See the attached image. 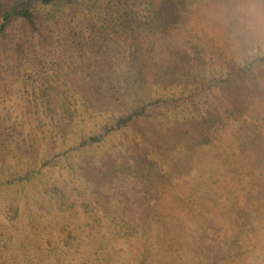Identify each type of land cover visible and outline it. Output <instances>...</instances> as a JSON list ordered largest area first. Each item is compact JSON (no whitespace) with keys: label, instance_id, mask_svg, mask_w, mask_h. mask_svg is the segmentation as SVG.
Instances as JSON below:
<instances>
[{"label":"trees","instance_id":"trees-1","mask_svg":"<svg viewBox=\"0 0 264 264\" xmlns=\"http://www.w3.org/2000/svg\"><path fill=\"white\" fill-rule=\"evenodd\" d=\"M107 1L0 0V44L7 48L6 53L15 60L16 53L24 48L23 41L31 42L27 44L29 61L20 63L16 69L19 73L5 81L0 77V85L4 86L1 93L10 95L11 103L17 104L11 108L0 104V151L7 148L6 142L15 152L14 155L8 152L0 154V233H3L0 237L3 244H0V264H73L74 259L82 260L87 247L91 246L89 235L84 237L83 227L68 223L58 225L53 219L52 224L45 228L48 235L46 243L52 247L46 262L45 257L38 253L43 246L32 235L35 234L34 229L22 227L27 209L32 211L31 199L33 192H38L39 183L50 173L56 175L58 172L65 180L67 171L71 169L59 162L62 154L67 152L66 147L50 153L46 149L47 136L52 135L55 142H78L72 150L86 152L129 129L137 121L153 118L164 105V98L160 95L163 89L170 85L185 87V84L194 83L187 79L190 64H183V60H192L196 54L181 51L191 36L193 40L194 28L205 25L212 14L228 13L231 8L228 16L242 3L248 6L244 0ZM75 11H79V18H71ZM242 17L238 16L233 23H243ZM246 22L248 19L245 18ZM224 23L227 24L226 21ZM24 27L30 33L25 29L19 32ZM75 28L80 31H75ZM186 32H189L188 37ZM201 41L191 45L194 53L207 51ZM32 44L37 46L35 57L31 55L32 47L29 45ZM72 49L75 50L73 54L69 52ZM74 53L87 59L83 87L74 86L79 80L71 74L73 67H64L66 59L68 62L74 59ZM44 63L50 73L40 68ZM256 63H250L241 75L251 76L255 70L264 68V57ZM231 76L225 81H215L210 87L212 91H227L232 98L231 106L223 101L221 106L210 102L201 119L183 122L177 118L178 127H174V132L178 138L187 141L192 151L214 144L217 136L219 141H223L220 136L227 130L225 120L234 117L242 124L240 129L245 134L237 136L238 149H235L239 160L244 161L237 170L242 172L248 167L243 155L255 147L262 152V134L255 126L248 129L251 124H248L246 115L251 114L250 109L256 101L264 99V84L255 75L246 85L239 86L230 79ZM196 79L197 76H193V80ZM120 88L125 89L124 96L113 97L114 101L107 97L105 89L113 92ZM141 88L154 89L158 95H151L146 101L131 102L137 104H131L127 99L123 102V98L136 94ZM110 103L117 107L121 104L120 107L125 106L127 110L117 114L116 109L106 106ZM76 130L80 131L76 134L78 140L73 138ZM133 149L127 148L118 157L92 166L94 173L93 177L90 176L98 188H111L117 190L118 195L123 194L122 198L126 200L120 201L118 210L127 224H131L129 219L135 205L141 207L142 201L154 197L168 185L161 163L139 145ZM10 162L13 163L11 166ZM61 179L54 181L48 177L44 187L45 195L51 201L58 199L63 207L67 196L66 183ZM258 179L264 185V171L258 174ZM126 187L135 194L133 203L128 198ZM253 195L249 192L250 203L241 204L236 213L239 219L234 221L240 230L232 245L236 246L244 239V229L250 228L252 235L247 236V241L239 247L251 248L256 262L261 248H264V232L259 233L264 231V213L253 206L251 198L262 199L264 203V188L258 196ZM89 218L90 213L86 210L80 219ZM4 234L10 237L4 239ZM88 258L91 259V255Z\"/></svg>","mask_w":264,"mask_h":264},{"label":"rangeland","instance_id":"rangeland-1","mask_svg":"<svg viewBox=\"0 0 264 264\" xmlns=\"http://www.w3.org/2000/svg\"><path fill=\"white\" fill-rule=\"evenodd\" d=\"M107 2L111 3L112 0ZM244 2L248 6L242 3L228 16L231 8L228 13L223 11L217 16L212 14L205 22H212L210 25L202 24V27L194 28L196 31L191 34L194 36L193 40L191 36L190 42L181 47L183 53L196 54L192 60H183V64H190L187 68V79L194 83L185 84V87L181 84L170 85L166 90L163 89L160 95L164 98V105L153 118L137 121L129 129L86 152L72 150L78 142H55L56 139L52 135L47 136L46 149L51 151L50 153L66 147L67 152L62 154L59 162L68 166L67 168L70 166L71 169L67 171L68 178L65 180L61 179V172L48 175L54 178V181H65L66 204L62 207L58 199L51 201L50 197L45 195L46 177L39 183L38 192H33L32 211L28 208L22 219V227L26 230L34 229L35 234L32 235L42 243L43 247H40L38 253L45 257V262L49 259L48 251L51 252L52 248L46 243L48 235L45 228L51 225L54 219L58 225L68 223L81 226L85 230L84 237L89 235L91 246L87 247L88 251L82 255V260L74 259L73 264H84L85 261L88 264H264V248H261L258 254V261L254 262L256 257L253 250L239 247L244 245L250 234L252 235L250 228L244 229V239L236 246L232 245L236 233L240 230L235 222L239 219L237 211L240 210L241 204L250 203L249 192L255 197L264 188L258 179V174L264 171V99H255L256 103L250 109L251 114L246 115L248 124H251L250 128H247L252 130L255 126L262 134V152L255 147L252 152L243 155L248 167L254 169L247 167L246 170L237 172L244 161H240L236 155V140L239 134H245L240 129L242 124L234 120V117L225 120L227 130L219 135L223 141H219L217 136L214 144L192 151L187 141L178 138L174 132V127H178L177 118L183 122L201 119L208 111L210 102L215 106H221V101L232 105V98L227 91L210 90L215 81H225L232 75L230 79L236 85L243 86L250 82L252 76L257 75L264 84V68L255 70L251 76L241 75L242 70L250 63H256L264 57V0ZM76 14H72L71 18L80 17L79 11ZM238 16H244L241 18L244 22L234 24L233 20ZM245 18L248 19L246 23ZM24 29L28 30L24 27L19 32ZM75 31L80 29L75 28ZM188 35L189 32H186L187 37ZM200 39L207 51L197 54L191 50V45ZM23 42L24 48L16 53L15 60L6 53L7 48L0 44L2 81L14 78L15 73H19L16 69L20 63L29 61L27 44L31 42ZM29 46L32 47V57H35L36 44ZM74 51L69 50L72 54ZM73 56L72 61L69 59L68 62L66 59L64 67H73L71 74L79 80V85L74 86L83 87L87 59L78 57L76 53ZM40 68L45 69V73H50L45 63ZM193 76H197V79L193 80ZM86 89H90L88 85ZM3 90L4 86L1 84L0 104L9 108L17 106L15 102L11 103L10 95L1 93ZM105 91L112 101L113 97L120 98L125 93L122 88L113 92H109V89ZM151 95L155 97L158 94L154 89L141 88L136 94L123 98V102L127 99L130 103H138L140 100H148ZM111 105L113 104L106 106L116 109L117 114L127 110L125 106L120 107L121 104L118 107ZM224 117H227V114ZM77 132L80 131L76 130L73 136L76 140ZM234 132L236 134L232 135ZM4 143L7 148L1 149L0 154L8 152L14 155L15 152ZM138 145L146 150L151 158L161 163L168 185L162 187L154 197L142 201L141 207L135 205L129 219L131 226L122 219L121 211L118 210L120 201L126 200L122 198L123 194L118 195L117 190L111 188H98L90 176L93 177L94 173L92 166L100 161L118 157L127 148L134 150ZM12 164L9 163L10 166ZM126 192L131 203L136 201L130 187H126ZM261 200L251 198L253 206L264 213V203ZM86 210L89 211L90 218L80 219ZM30 213L34 215L35 220L30 217ZM262 232L264 231H259ZM2 235L3 233H0V237ZM9 237L5 235L4 239ZM90 255L91 259L88 258Z\"/></svg>","mask_w":264,"mask_h":264}]
</instances>
